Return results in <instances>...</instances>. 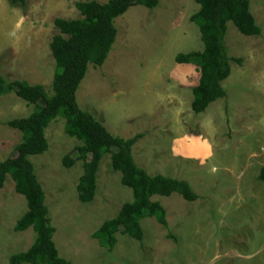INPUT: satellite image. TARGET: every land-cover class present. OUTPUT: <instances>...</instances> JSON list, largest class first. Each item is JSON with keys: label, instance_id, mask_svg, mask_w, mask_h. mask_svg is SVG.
I'll return each instance as SVG.
<instances>
[{"label": "rangeland", "instance_id": "rangeland-1", "mask_svg": "<svg viewBox=\"0 0 264 264\" xmlns=\"http://www.w3.org/2000/svg\"><path fill=\"white\" fill-rule=\"evenodd\" d=\"M79 1L90 0H26L23 5L0 0V75L41 84L50 93L55 70L50 42L58 33L53 20L81 18L75 7ZM198 7L194 0L130 6L114 18L117 33L104 62L88 65L75 94L79 108L111 135L142 133L132 147L138 166L150 175L183 179L197 194L193 201L177 193L152 197L165 208L166 229L144 217L142 241L117 232L111 250L98 243L93 232L132 200V191L104 154L93 199H78L83 163L66 167L62 159L80 141L64 132V118L49 121L47 150L29 157L44 190L58 254L72 264H264V182L257 179L264 165V0H249L260 34L244 35L227 22L224 42L231 70L222 81L227 93L217 103L223 112L216 110L221 120L212 131L205 130L204 115L190 109L196 65L174 60L178 52L203 47L190 20ZM227 104L234 122L227 120ZM32 109L13 91L0 95V161L21 141L20 131L4 122ZM208 132L214 136L205 153L201 140ZM26 209V199L7 176L0 189V264H9L11 255L34 241L32 228H14Z\"/></svg>", "mask_w": 264, "mask_h": 264}, {"label": "trees", "instance_id": "trees-1", "mask_svg": "<svg viewBox=\"0 0 264 264\" xmlns=\"http://www.w3.org/2000/svg\"><path fill=\"white\" fill-rule=\"evenodd\" d=\"M25 4L26 0H9ZM198 10L190 16L197 26L203 47L201 50L178 52L177 63L194 64L199 72L198 82L192 87L190 109L193 113L203 111L207 105L226 96L221 84L230 74V57L224 42L227 22L247 36L258 35L261 28L249 10V0H194ZM159 0H95L75 2L81 18H54L58 29L50 42L55 60L51 92L38 83L30 84L23 79H5L0 75V95L13 91L16 96L33 104L32 111L24 117H15L4 125L21 133V141L13 154L0 161V189L6 177L14 183L17 193L26 199L27 209L15 223V229L32 228L35 237L25 251L11 255L9 264H72L62 258L52 239L54 228L49 224L44 190L35 174L31 155L41 154L48 148L45 128L56 116L64 118V132L77 138L80 144L66 154L62 161L66 167L76 160L82 161L76 192L81 202H90L95 195L96 171L104 154L110 155L111 166L120 173V182L132 191V200L124 202L118 213L102 221L93 232L101 246L111 250L116 242L115 233L121 232L142 241L140 219L153 217L165 229L168 227L166 211L152 197L179 194L186 201H193L197 194L183 179L148 174L138 166L132 155V147L142 133L123 138L111 135L93 115L79 108L76 91L88 65H101L115 40L117 30L114 18L132 5L154 8ZM237 59L236 61H239ZM257 179L264 182V165ZM167 237L174 240L170 232Z\"/></svg>", "mask_w": 264, "mask_h": 264}, {"label": "crops", "instance_id": "crops-1", "mask_svg": "<svg viewBox=\"0 0 264 264\" xmlns=\"http://www.w3.org/2000/svg\"><path fill=\"white\" fill-rule=\"evenodd\" d=\"M230 70H231V69H230ZM229 75H230V74H229ZM229 75H228V76H229ZM225 79H226V78H225ZM225 79H224V80H225ZM197 81H198V79H197ZM196 83H197V82H196ZM221 84H222V86L224 87V89H225V91H226V93H227V90H226V88H225V84L222 83V81H221ZM195 85H196V84H195ZM223 98H225V97L218 98V99H216V100L210 102V103L207 105V107H206L203 111H201V112H199V113H194V114L204 115V119H205V121H204V128H205L206 131H212V130H214V129L216 128V125L214 126L213 123H214L215 121H217L218 119L221 120V119H220V118H221V115H220V114L216 115V110H221V109H218V108H217V103H218L221 99H223ZM191 100H192V95H191V97H190V102H191ZM213 106H215V107H213ZM221 111H222V110H221ZM222 112H223V111H222ZM226 115H227V120H228V118H229L230 122H234V121H235V119H234L233 108L231 107L230 104H227V112H226ZM205 126H206V127H205ZM213 136H214V134H213L212 132H208V133L206 134V136H203V137H202L203 140H201V145H202V147L204 148V152H205V153H207V152L210 151V148H211V141H212ZM212 142H213V141H212Z\"/></svg>", "mask_w": 264, "mask_h": 264}]
</instances>
